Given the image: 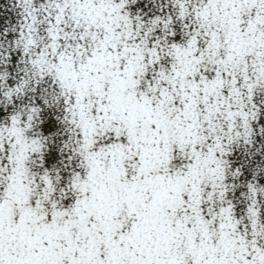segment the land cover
Wrapping results in <instances>:
<instances>
[{
	"label": "snow or ice",
	"instance_id": "obj_1",
	"mask_svg": "<svg viewBox=\"0 0 264 264\" xmlns=\"http://www.w3.org/2000/svg\"><path fill=\"white\" fill-rule=\"evenodd\" d=\"M0 264H264V0H0Z\"/></svg>",
	"mask_w": 264,
	"mask_h": 264
}]
</instances>
